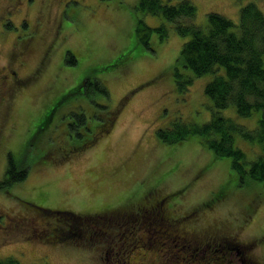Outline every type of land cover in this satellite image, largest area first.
<instances>
[{
  "label": "rangeland",
  "instance_id": "obj_1",
  "mask_svg": "<svg viewBox=\"0 0 264 264\" xmlns=\"http://www.w3.org/2000/svg\"><path fill=\"white\" fill-rule=\"evenodd\" d=\"M190 1L195 18L181 22L202 29L207 13L218 12L239 32V8L249 1L264 14V0ZM137 2L0 0V20L12 18L11 27L4 20L0 25V68L10 44L27 40L18 71L30 79L0 99V179L7 153L29 164L43 152L22 182L0 192V258L11 256L21 264H104L115 257L107 254L111 242L122 243V256L131 264L141 261L127 252L133 245V252L143 248L151 254L170 245L173 257L164 264H264V186L248 177L241 181L231 159L215 157L198 135L170 145L156 136L173 122L201 125L211 118L216 109L203 90L212 73L193 76L184 91L177 90L173 68L190 36L180 35L162 14L138 11ZM138 19L164 26L167 34L160 38L154 31L149 47L140 44L134 31ZM69 53L75 64L67 63ZM180 71L191 75L189 69ZM94 78L106 86V95L93 87L89 95L60 97ZM56 101L49 123L38 129ZM72 112L84 113L91 126L107 124L112 113L115 120L94 144L72 151L69 145L82 142L68 126ZM219 112L249 130L260 117L259 111L240 116L234 105ZM234 144L248 163L260 152L258 143L238 134ZM223 187L222 199L202 205ZM66 211L81 218L67 222L72 213ZM126 227L127 240L121 234L117 242L110 240ZM61 230L74 234L50 242V232ZM174 235L182 237L178 246L172 245ZM188 241L190 255L184 256ZM224 257L226 262H218Z\"/></svg>",
  "mask_w": 264,
  "mask_h": 264
},
{
  "label": "trees",
  "instance_id": "obj_2",
  "mask_svg": "<svg viewBox=\"0 0 264 264\" xmlns=\"http://www.w3.org/2000/svg\"><path fill=\"white\" fill-rule=\"evenodd\" d=\"M10 1L13 2V0ZM134 8L151 14H162L165 19L173 23L174 28L177 29L180 35L190 36L189 40L183 43L173 68L177 90L184 91L192 82L191 78L193 76L198 77L209 72L212 73V77L203 90L216 109L212 112L211 118L201 123V125L192 124L191 122L189 124L173 122L169 127L159 128L156 131V136L163 143L170 145L171 143H180V141L191 135H198L202 139L201 144L211 150L215 157H229L231 159L230 165L241 181L248 177L253 182L258 181L264 186V14L261 9L257 4L250 1L241 6L238 12L240 15L239 32H235L232 30L234 27L232 20L221 16L218 12L207 13L206 29L192 23H182V20L195 18L196 6L190 0H175L174 3H164L162 0H138ZM6 17L7 15H5ZM5 18L3 17L0 20V25ZM10 20H4L6 21L4 25L11 27ZM134 31L136 40L147 47H149L148 40L154 31L159 32L160 38L165 37L167 34L164 26L150 27L139 19L135 23ZM119 61L120 59L114 61L112 65H117ZM67 63H76V59L71 53L67 57ZM112 65L106 66L109 68ZM181 67L186 70L189 69L191 75L186 76L184 72L180 71ZM93 87L102 94H107L106 86L97 78H94L93 80H81L80 83L70 88L69 92L61 94L60 97L66 98L65 101H67L68 97L73 94L82 95L83 93L89 95ZM54 105H57V101L48 108L40 119L38 129H44V126L49 123L47 118L51 117ZM229 105H234L235 111L240 116H252L254 112L259 111L260 117L257 120V126L249 130L244 124H239L235 120L221 115L219 110ZM112 115L113 118L105 119L109 121L107 124L104 122L103 124L96 123L91 126L84 113L72 112L74 122L72 124L68 122V126L70 130L75 132L74 139H80L82 142L75 143L73 146L69 145L70 150H83L85 147L94 144L97 135L111 127L115 120L113 113ZM236 134L251 143L256 142L260 146L258 156L249 163L243 150L234 144ZM31 141L33 140L26 142L29 143L28 147L31 146ZM60 144L62 145L61 142ZM42 153L40 152L37 159L29 161V164L25 163L26 161L22 156L17 159L11 152L7 153V167L0 179V192L9 193L12 185L22 182L27 177L28 170L34 162L41 161ZM42 162L45 163V160H42ZM246 163L249 165H246ZM225 191L224 187L221 188L205 200L202 205L205 203L209 206L215 204V202L222 199ZM38 207L37 209L42 211L40 206ZM50 211L48 209L44 210L46 213ZM71 213L66 214L70 215L67 217L69 218L67 222H76L79 217L81 218L77 214L72 216L73 211ZM58 221L62 222L61 220ZM72 233L74 234L70 230L67 232L63 230L61 232L51 231L49 235L50 242L68 241L70 239L68 237ZM43 240L48 241V238ZM219 249L221 250V248ZM226 261L227 259L224 257L218 262ZM0 264L21 263L16 258L5 256L0 258Z\"/></svg>",
  "mask_w": 264,
  "mask_h": 264
},
{
  "label": "flooded vegetation",
  "instance_id": "obj_3",
  "mask_svg": "<svg viewBox=\"0 0 264 264\" xmlns=\"http://www.w3.org/2000/svg\"><path fill=\"white\" fill-rule=\"evenodd\" d=\"M25 26L27 27L28 25H25ZM26 42H27V40H26ZM26 42H17L15 44H14V42H12L10 45H14V46H11V48H9V52L7 53V55L5 57V58H7L8 61H7V63H5L2 66V69L0 68V74H1V76H0V99H2V101L4 100L6 95L11 91L12 88H16V87L22 88V86L24 84H26L30 81V79L28 80V74L22 76L21 73L18 71V69H19L18 65L20 67V65H22V63L24 62L23 56L25 54ZM127 230H128V228L126 227L119 234L118 233L112 234L113 236L110 238V240L116 239V242H117L120 238V234H121V236H124V240H127L128 239V236H126V235H128ZM181 238L182 237L179 235H174L173 239L175 241L173 242L174 244H172V243L171 244L174 246H178L179 243H182V242H180ZM137 242L138 241H135V244ZM170 242H171V240H170ZM185 243H186L185 248H182L184 250V254H182V255H184V256L190 255L187 252H189V250H191L190 245H192L191 241H188ZM127 245H130V242L127 243ZM106 246L109 247V249L107 250V254L109 252H113L115 257L111 258L110 261L108 260V262H106L104 264H124V263L125 264H131L132 259L124 258L122 256V254H123L122 250H121L122 243L119 246V245H117V243H112V245H111V242H110ZM134 246H136V245H133L131 247V249H129L127 252H131V255H132V256H130L131 258L141 260L139 262H136L135 264H154L156 262H160L161 264H164V263H166V259H168V257H173V252L170 249V245H168V249H166V250H164V252H160L158 254H151L147 250L145 251L143 248L141 250H139V249H137L136 251L134 250V252H133ZM124 249H126V248H124ZM120 250H121V252H120ZM185 251H187V252H185ZM175 253H176V251H175ZM160 256H162V257L160 258Z\"/></svg>",
  "mask_w": 264,
  "mask_h": 264
}]
</instances>
